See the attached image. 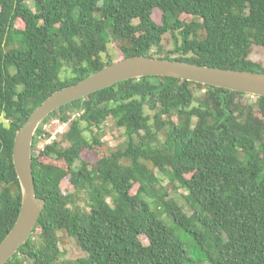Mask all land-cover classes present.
<instances>
[{
  "label": "trees",
  "instance_id": "trees-1",
  "mask_svg": "<svg viewBox=\"0 0 264 264\" xmlns=\"http://www.w3.org/2000/svg\"><path fill=\"white\" fill-rule=\"evenodd\" d=\"M30 1L0 0V243L22 205L15 135L55 91L136 55L264 72L252 58L264 49V0ZM53 117L69 128L37 152ZM109 118L124 141L89 161ZM32 164L46 206L6 264L203 263L178 229L208 264H264V96L170 76L125 80L51 113ZM62 232L86 255L66 257Z\"/></svg>",
  "mask_w": 264,
  "mask_h": 264
},
{
  "label": "water",
  "instance_id": "water-1",
  "mask_svg": "<svg viewBox=\"0 0 264 264\" xmlns=\"http://www.w3.org/2000/svg\"><path fill=\"white\" fill-rule=\"evenodd\" d=\"M144 76H170L264 96V72L145 55L117 60L77 83L55 91L34 109L15 135L13 161L22 189V205L17 221L0 243V264H6L28 240L46 206V200L37 195L32 164L33 142L41 123L68 103L119 82Z\"/></svg>",
  "mask_w": 264,
  "mask_h": 264
},
{
  "label": "rangeland",
  "instance_id": "rangeland-1",
  "mask_svg": "<svg viewBox=\"0 0 264 264\" xmlns=\"http://www.w3.org/2000/svg\"><path fill=\"white\" fill-rule=\"evenodd\" d=\"M29 5L35 10V1L32 0L29 2ZM161 11L155 10L153 17L155 21L161 22ZM17 26L18 27H23L24 23L22 20L17 21ZM163 43L168 47V48H173V40L171 35L166 36L163 39ZM109 54L114 57V58H120L121 54L119 51V48L116 46L115 43H112L109 47ZM252 58L259 61L262 65H264V49L261 47H256L254 50V53L252 55ZM59 117H53L51 120H57ZM49 122V121H48ZM69 128L66 127V130ZM104 130H105V135L103 137V146L98 149L96 152L92 151H86V159L89 161H96L99 157L100 153L107 152L110 148H116L118 144L122 143L124 141V136H123V130L117 128V126L114 123V120L112 118H109L106 123L104 124ZM55 131V130H54ZM48 138V137H47ZM46 140H41L40 143H38L37 146V152L43 149V146L45 145ZM155 172L163 179L165 183L168 182V179H166L163 174L155 168ZM62 187L64 188L65 191H71L73 192L75 189L73 185L70 183L68 179H65L62 182ZM139 183H136L133 188V192L136 193L138 190ZM187 191H183V193H186ZM85 196V195H84ZM182 202H184V199H181ZM84 202L82 201V204ZM177 230V228H175ZM178 231L181 233V237L183 240L186 242L187 248L189 250V253L192 255L193 258L200 260L201 262L203 260L204 264H208L207 258L205 256V253L200 249L199 246H197L192 238L191 235L186 233L184 230L178 229ZM61 236V248L66 250V257L68 258H77L80 256L86 255V253L81 249L75 238L70 237L67 233L62 232L60 234ZM144 239V238H143ZM144 241H146L144 239ZM201 263V264H203ZM31 264V263H30Z\"/></svg>",
  "mask_w": 264,
  "mask_h": 264
},
{
  "label": "built area",
  "instance_id": "built-area-1",
  "mask_svg": "<svg viewBox=\"0 0 264 264\" xmlns=\"http://www.w3.org/2000/svg\"><path fill=\"white\" fill-rule=\"evenodd\" d=\"M69 122L63 121L60 118L57 120H49L43 125V134L39 136V143L41 140H46L45 145L53 143L58 139V137L66 131ZM55 130V131H54ZM48 137V138H47ZM43 146V148L45 147Z\"/></svg>",
  "mask_w": 264,
  "mask_h": 264
}]
</instances>
